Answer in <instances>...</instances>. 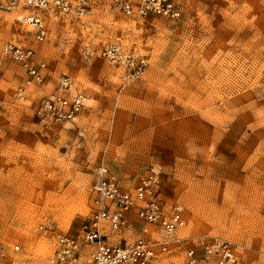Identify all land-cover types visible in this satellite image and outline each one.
<instances>
[{"label": "rangeland", "instance_id": "1", "mask_svg": "<svg viewBox=\"0 0 264 264\" xmlns=\"http://www.w3.org/2000/svg\"><path fill=\"white\" fill-rule=\"evenodd\" d=\"M182 3L174 20L125 17L103 4L79 19L53 15L44 41L19 11H0V246L15 262L48 264L54 239L40 224L77 231L94 208L90 186L102 162L123 185L155 167L165 198L185 207L182 235L230 239L241 245L237 264H264V0ZM6 41L33 45L48 68L15 104L24 73L1 53ZM109 41L148 58L141 78L81 56L82 45ZM61 73L86 105L67 130L34 116Z\"/></svg>", "mask_w": 264, "mask_h": 264}, {"label": "built area", "instance_id": "2", "mask_svg": "<svg viewBox=\"0 0 264 264\" xmlns=\"http://www.w3.org/2000/svg\"><path fill=\"white\" fill-rule=\"evenodd\" d=\"M185 0H0V11H18L17 19L32 26L33 38L49 37L48 17L64 15L81 18L94 5L103 4L125 17L179 19ZM216 1V0H198ZM1 53L20 64L24 82L14 93L13 102L24 99L25 86L40 85L47 74L45 60L35 59L31 44L6 41ZM83 58L101 57L121 67L123 78H141L148 58L126 48L118 41L100 46L84 44ZM85 96L74 87L71 75L61 73L53 89L35 105L38 124L50 129L67 130L77 126V118L85 108ZM5 101L0 98V112ZM165 182L158 169L151 167L130 185L102 162L94 169L90 190L94 208L75 233L56 231L50 223L38 227L53 236L54 250L48 264H152L161 256L179 252L182 264H237L241 245L217 235H182L186 225L185 207L168 201L162 193ZM83 246L89 248L87 254ZM14 244L11 251L18 249ZM10 251L0 246V264H19ZM88 257L89 260H84Z\"/></svg>", "mask_w": 264, "mask_h": 264}, {"label": "bare ground", "instance_id": "3", "mask_svg": "<svg viewBox=\"0 0 264 264\" xmlns=\"http://www.w3.org/2000/svg\"><path fill=\"white\" fill-rule=\"evenodd\" d=\"M18 11H19V12H21V10H20V9H19ZM19 12H18V13H19ZM24 23H25V22H24ZM53 250H54V247H53ZM52 252H53V251H52Z\"/></svg>", "mask_w": 264, "mask_h": 264}]
</instances>
